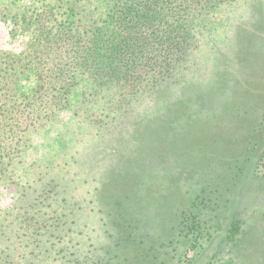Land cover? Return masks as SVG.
Returning <instances> with one entry per match:
<instances>
[{
	"label": "rangeland",
	"instance_id": "1",
	"mask_svg": "<svg viewBox=\"0 0 264 264\" xmlns=\"http://www.w3.org/2000/svg\"><path fill=\"white\" fill-rule=\"evenodd\" d=\"M263 153L264 0H0V264H101L127 195L114 262L211 261L215 237L198 255L167 228L203 185L248 181L235 249L264 264Z\"/></svg>",
	"mask_w": 264,
	"mask_h": 264
},
{
	"label": "trees",
	"instance_id": "2",
	"mask_svg": "<svg viewBox=\"0 0 264 264\" xmlns=\"http://www.w3.org/2000/svg\"><path fill=\"white\" fill-rule=\"evenodd\" d=\"M184 35H180L179 38V42H182ZM172 38V40H177V34L170 37V39ZM172 43H174L173 41H171ZM178 44V43H177ZM264 155V153H263ZM200 158H204L203 159V163H205V160H208L207 165L209 167L212 168V166H216L217 165V160H221V157L215 153L213 154L212 157L208 158L207 154L206 155H202V156H198ZM198 157L196 156L195 158H189V161L192 160H197V162L200 160L198 159ZM262 160H264V157L260 158L257 162V167L259 166V162H262ZM214 166V167H215ZM236 175L233 176V172H231L230 175V181L233 180L235 178ZM254 176V172H248V178H251ZM207 183L208 180L206 179V177L204 178ZM203 179V180H204ZM209 179L211 181H213V183L218 182V177H209ZM245 193L240 192V194L238 195V197L233 199L234 194L233 193H229V196L231 198L228 197L227 195V191L225 192L224 190H221L219 188L215 189V198L213 199L211 196H209L207 194V188H208V184H206L205 186L203 185L202 188L200 189L199 192L194 193L192 196L187 197V202L183 205L181 204V206L178 207L177 209V213L175 214V219L177 220L178 224L177 225H169L168 226V230L171 233H174V231L179 232L180 234L178 235V239L175 238V240L172 238L171 239V243H173L174 241L179 242V236H181V234L185 237V239H193L194 244H193V249L196 250V254L198 253V255L201 253V251H203V248H206L204 243L208 242V239H212V237H215L214 240L215 242L213 243L210 251H213L215 246L218 244V249H215V251L212 254V260L213 259H219L218 261L212 262L208 261L207 259L204 260H198L196 261V263L194 264H216L217 262H219V264H242L243 263V257H241V253L235 249L238 248L240 249L239 245V229L240 227L245 226L247 224V220H245L242 216L245 214L242 213H237V216L231 218V213H235V209L237 208L238 210L240 209V207L243 208V211L246 212L247 208L250 205L247 206H239L240 203H243V201L241 202L240 200L243 198V200H246V203H249L251 201V196L249 194V188H250V181L245 183ZM241 191V189H240ZM244 191V192H245ZM226 196V200H227V207L226 205H223L220 200L219 197H225ZM245 194V195H244ZM132 196L127 195L124 199H126V201H124L122 198H117L116 202L114 203V205H116L114 207V209L112 211L108 212V215H106V218H108V221L112 223V225L114 227H116L117 230H115V232L112 231L111 235L109 236V242L105 244V249L103 252V257H100V261L101 264H119V262L121 261L120 259L118 261L115 260V262L113 261L112 258L116 257L113 256V249L116 247H122L123 241H128L129 243L132 241L133 237L127 236V235H123V237L120 235V231L124 232L125 229L129 230L130 228H134V224L131 223V218H129V210L130 209H124L122 208L123 206V202H131ZM249 201V202H248ZM229 202L231 204V206L229 207ZM104 203V200L102 199L101 204ZM106 203L108 205H112L113 203H109L108 200L106 201ZM226 203V204H227ZM250 204V203H249ZM104 206V204L102 205ZM126 206V205H125ZM134 206V205H133ZM216 212V213H215ZM217 212L223 213L225 218L223 221V228L220 229V227H216L215 223H213V220H216V217H218L219 215H217ZM226 219V221H225ZM172 221V219H171ZM170 221V222H171ZM111 223L107 224L108 225V229L111 225ZM134 223V221H133ZM178 226V227H176ZM257 228L255 229L254 232H256V230L258 229V225L256 226ZM261 227V226H259ZM245 230V229H244ZM243 230V231H244ZM264 228L262 229L263 232ZM262 232H256V235H258L256 238H254L255 240H258L256 242L259 243V245H263L264 246V234ZM169 233V232H168ZM221 234L223 235V240L222 242L220 241L219 237L217 239V235ZM239 233V234H238ZM248 233V232H247ZM262 233V235L260 234ZM255 234V233H254ZM183 237V239H184ZM152 241V240H151ZM153 242V241H152ZM212 242V241H211ZM225 242V243H224ZM225 245L227 248H225ZM151 246V245H150ZM155 246V242H153V245L151 247ZM248 250V249H246ZM223 252V253H221ZM226 254L227 256V261L226 263H224V261L222 260V257H220V255ZM147 255V254H146ZM150 255V254H149ZM221 258V259H220ZM104 259V260H103ZM9 260L6 258L4 260L5 263H7Z\"/></svg>",
	"mask_w": 264,
	"mask_h": 264
}]
</instances>
